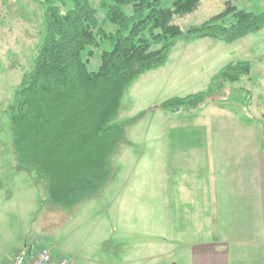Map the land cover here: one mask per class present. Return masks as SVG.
I'll return each mask as SVG.
<instances>
[{
  "label": "rangeland",
  "instance_id": "obj_1",
  "mask_svg": "<svg viewBox=\"0 0 264 264\" xmlns=\"http://www.w3.org/2000/svg\"><path fill=\"white\" fill-rule=\"evenodd\" d=\"M227 1L237 9L264 11V0H201L193 11L174 15L173 23L186 31L219 13ZM90 2L101 26L113 31L116 26L103 20L106 9L101 1ZM162 5L170 6V1L162 0ZM71 6L68 0L61 8ZM122 8L131 13L130 5ZM44 21L40 0H0V264H8L23 247H31L32 252L50 250L52 255L73 260V264H144L138 260L142 247L125 238L128 232L120 224L118 192L140 180L144 161L154 164L150 154L155 148L162 149L168 126L208 120L209 109L214 107L234 111L233 117H244L257 128L259 143L264 145V27L232 42L180 38L164 63L139 74L122 98L117 121L124 133L110 158L108 183L100 193L65 208L48 198L43 178L18 164L6 115L22 76L33 68ZM109 48L107 42L86 46L82 58L87 69L97 70L101 51ZM241 60L249 61V75L226 84L220 95H211L201 108L191 109L193 113L158 106L171 97L207 91L221 67ZM150 140H155V145Z\"/></svg>",
  "mask_w": 264,
  "mask_h": 264
},
{
  "label": "trees",
  "instance_id": "obj_2",
  "mask_svg": "<svg viewBox=\"0 0 264 264\" xmlns=\"http://www.w3.org/2000/svg\"><path fill=\"white\" fill-rule=\"evenodd\" d=\"M40 1L43 36L33 68L22 76L6 115L18 164L43 178L48 198L65 208L100 193L108 183L110 158L124 133L117 121L122 98L139 74L164 63L180 38L232 42L264 27V11L237 9L228 1L219 13L182 31L173 16L193 11L201 0H169L170 6L162 0H100L106 9L103 20L116 26L107 32L90 0H70L65 10L61 7L68 0ZM125 5L131 13L123 10ZM102 42L110 48L101 51L97 70L90 71L82 51ZM249 72V61L229 62L207 91L171 97L158 106L197 109Z\"/></svg>",
  "mask_w": 264,
  "mask_h": 264
},
{
  "label": "crops",
  "instance_id": "obj_3",
  "mask_svg": "<svg viewBox=\"0 0 264 264\" xmlns=\"http://www.w3.org/2000/svg\"><path fill=\"white\" fill-rule=\"evenodd\" d=\"M214 108L203 122L168 126L154 164L117 194L144 264H264V145L244 117Z\"/></svg>",
  "mask_w": 264,
  "mask_h": 264
},
{
  "label": "built area",
  "instance_id": "obj_4",
  "mask_svg": "<svg viewBox=\"0 0 264 264\" xmlns=\"http://www.w3.org/2000/svg\"><path fill=\"white\" fill-rule=\"evenodd\" d=\"M53 257L49 250H40L30 252L26 247H23L16 252L8 264H51ZM53 264H72L71 260L66 257H59Z\"/></svg>",
  "mask_w": 264,
  "mask_h": 264
},
{
  "label": "water",
  "instance_id": "obj_5",
  "mask_svg": "<svg viewBox=\"0 0 264 264\" xmlns=\"http://www.w3.org/2000/svg\"><path fill=\"white\" fill-rule=\"evenodd\" d=\"M175 108H176V110H179V108H180V107H179V106H177V107H175Z\"/></svg>",
  "mask_w": 264,
  "mask_h": 264
}]
</instances>
